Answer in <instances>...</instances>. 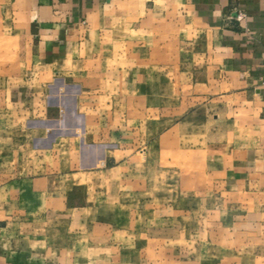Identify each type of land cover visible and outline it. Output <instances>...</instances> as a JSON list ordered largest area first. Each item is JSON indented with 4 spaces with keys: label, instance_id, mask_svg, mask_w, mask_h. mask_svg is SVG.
I'll list each match as a JSON object with an SVG mask.
<instances>
[{
    "label": "rangeland",
    "instance_id": "rangeland-1",
    "mask_svg": "<svg viewBox=\"0 0 264 264\" xmlns=\"http://www.w3.org/2000/svg\"><path fill=\"white\" fill-rule=\"evenodd\" d=\"M134 9L88 24L83 65L45 70L27 61L20 6L0 0V264L152 263L159 227L182 235L164 264L204 261L205 244L219 260L232 196L202 176L178 125L200 107L227 119L252 87L181 0Z\"/></svg>",
    "mask_w": 264,
    "mask_h": 264
},
{
    "label": "crops",
    "instance_id": "crops-1",
    "mask_svg": "<svg viewBox=\"0 0 264 264\" xmlns=\"http://www.w3.org/2000/svg\"><path fill=\"white\" fill-rule=\"evenodd\" d=\"M181 1L208 33L219 64L250 84L253 92L251 101H245L225 120L220 116L210 119L200 107L178 125L188 128V145L192 150L193 144L194 164L202 169V176L220 193L232 196L221 206L235 210L219 222V260L210 258L215 249H205V244L204 251L197 254L204 261L194 264H264V0ZM12 2L20 6L19 16L24 19L23 45L33 52L27 61H36L45 70L56 65H83L84 59L73 57L85 46L88 24L103 14H130L140 4V0ZM206 234H201L205 242ZM186 235L191 237L190 229L183 233L184 240L190 241ZM180 236L175 228H156L148 237L153 262L145 258L139 264H164L165 258L176 257L179 247L175 242ZM174 262L191 264L188 260Z\"/></svg>",
    "mask_w": 264,
    "mask_h": 264
}]
</instances>
